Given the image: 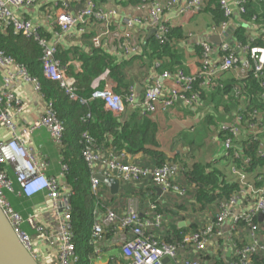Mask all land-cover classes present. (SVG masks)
Returning <instances> with one entry per match:
<instances>
[{
	"label": "built area",
	"instance_id": "obj_1",
	"mask_svg": "<svg viewBox=\"0 0 264 264\" xmlns=\"http://www.w3.org/2000/svg\"><path fill=\"white\" fill-rule=\"evenodd\" d=\"M75 1L82 5L74 13L71 12V3L68 0L55 2V5L60 8V12L56 16V24L61 32L68 31L74 25H80L81 31L85 33L89 31V26L96 22H101L108 27L109 15H115L118 12L117 7L106 11L95 0ZM208 1L170 0L168 4H164L161 0H141V4L148 7L149 22L151 21L156 29L157 40L164 42L168 40L169 27H172L168 19L163 20L160 17L165 9L171 5H177L179 2L184 3L179 15L198 14L208 9L210 6ZM234 1L239 6L238 12L232 10L228 0H217L225 19L220 24L212 26L213 33L219 31L222 33L228 30L231 20L241 19L242 14L247 11L248 4L258 0ZM35 3L36 0H0V27H12L15 33H21L38 41L43 50L42 61L46 77L57 81L72 99H80L83 103L100 99L104 102L105 107L117 116L123 115L128 106L136 109L143 116L153 115L160 107L167 110L180 101L189 105L201 106L203 100L196 83L201 80L202 88L211 86L219 75L238 68L242 62L240 52H245L252 61L251 76L258 81L261 87L260 97L264 102V45L256 42L255 38L245 44L237 40L235 45L229 41H222L219 46H214L210 41L202 39L198 43L201 47L200 71L188 75L180 69L174 74L165 71L160 76H155L149 80L141 101L137 97L135 87H131L126 95H122L108 83L103 87L99 83H95L88 100L79 98L76 78L68 73V65L56 57L57 47L55 45L51 47L48 44V40L41 35L40 26L26 15L24 9L34 7ZM15 10L22 11L21 15ZM136 19L138 17L136 18L135 15L126 18V38H130L137 29L136 23L140 18L137 21ZM253 19L257 20V17H253ZM103 34L93 37L97 46H100ZM0 68L6 74L0 85V123L6 124L14 134V137L8 140L0 139V207L9 217L22 242L37 258L39 254L35 246L38 242L44 241L50 246L52 252L56 253L50 264H74L78 260V253L71 223L70 187L68 184L62 185L56 177L47 175L46 164L39 163L34 152L25 144V139L16 134V126L10 114L11 108L17 110L22 108L21 101L12 89L13 84L23 77L34 82L36 88L41 92L40 83L29 73L26 66L8 55L2 48H0ZM170 76L176 80L177 88L170 94H164L163 83ZM236 94H240V89H236ZM48 106L47 112L42 117V123L50 128L54 141L62 149L65 126L57 117L52 104L50 103ZM37 127L41 126L35 125L30 129L33 130ZM220 131L226 133L224 147L228 154L250 162V155L246 150L252 142L249 140L253 139L259 141L257 152L260 157H264V140L261 139V134L264 131L263 109H254L250 112L249 117L243 113L237 114L234 121L221 124ZM240 140L244 142L242 143ZM94 147L95 145L88 147L85 153L86 161L92 168L93 174L101 173L107 177L127 182H139L144 177H151L155 186L162 189V194L171 191L180 195L184 194L185 189L175 182L182 168L180 162L171 161L162 165L146 167L134 162L131 159L133 154L125 149L111 150L109 154H106L96 152ZM8 166L13 168L19 184L18 194L20 196L33 197L40 192H48L49 198L60 215L55 231L40 224L35 213L24 217L15 210L7 196V192L14 190L13 182L9 178ZM68 171L69 166L64 163L63 173H68ZM236 171L244 184L247 175L239 169ZM101 186L102 182L92 176L91 191L97 199L93 210L92 243L94 242L95 245L97 259L103 260L104 264H165L163 260L166 257L170 258L169 264H210L207 261L203 262L189 256H182L181 251L187 250L193 254H210L213 246L218 243L221 246H231L236 253L235 256L227 255L225 257L224 260L228 264H255V255L264 254V225L263 221L259 220V214L263 213L264 215V188L251 194V196L254 195L252 201L248 190L241 186L239 190L220 200L219 212L213 218H209L203 227L195 232L185 234L182 242L175 244L161 241L148 233L150 229L163 228L166 220L162 213L157 212L156 202L150 203L148 210L141 215L137 200L131 198L126 213L120 214L100 199ZM64 188L69 191L64 193ZM250 201H252L251 204H249ZM237 206H240V209H236ZM26 224L35 231L37 237L32 236L24 228ZM110 227L113 228L117 236L127 235L129 232L133 234L132 238L126 239L121 244L122 252L116 257V260H113L112 257H107L104 260L103 256L106 254L101 248L106 239V229ZM241 232H245L247 238L245 242L239 244L235 239Z\"/></svg>",
	"mask_w": 264,
	"mask_h": 264
},
{
	"label": "crops",
	"instance_id": "obj_2",
	"mask_svg": "<svg viewBox=\"0 0 264 264\" xmlns=\"http://www.w3.org/2000/svg\"><path fill=\"white\" fill-rule=\"evenodd\" d=\"M57 1L63 0H36V5L34 7L29 9L25 8L24 10L26 15L40 26L41 35L48 40V44L51 47L54 45L57 47V53L62 50H67L68 53H70L68 62L63 63L68 65V70L70 66L78 73L82 71V63L77 58V55H79L80 52L90 54L94 46L97 45L94 42V38L87 34L89 31L85 33L81 31L80 25H74L66 32L60 31L59 26L56 24V16L60 12V8L55 5ZM68 1L71 3L72 13L76 12L82 5L78 4L75 0ZM161 1L164 4L170 2V0ZM103 2L99 3V5L106 11L110 10V8L117 7L118 12L115 15H109L110 22L108 27L105 25H97L99 32H96L94 36L104 33L101 37L102 42L100 47L108 51L114 57L116 63L124 64L127 84H130V88L135 87L137 97L140 101L145 95V89L149 80L155 76H160L166 69H169L167 72L171 74L176 73L180 69L188 75L199 72L201 67V47L198 43L202 39L210 41L214 46H219L222 41H229L232 45H235V41H237L235 30L243 21L245 27L243 34L247 38L246 43L251 42L253 38H255L256 42L260 45L264 43V0H260L259 4H256V9L261 14L259 19L254 20L253 17L250 19H245L243 17L241 19H233L230 22L228 30L222 33H220L221 31L215 33L211 31L212 26L220 23L214 19L210 7L202 13L179 15L178 13L184 3L181 4L178 2L177 5H171L165 9L160 17L163 20L168 19L173 27H182L185 30V36L179 38V40H176L174 43L175 48L173 51L177 54V59L175 61L179 63L175 64L174 60L170 59V57L163 58L164 67L166 68L165 71L162 69L159 70L161 61L156 59L152 51L148 49V46L155 39L157 40L155 33L156 29L151 21L149 22L148 7L142 5L141 0H117V3L105 0ZM228 2L234 12L239 11V6L234 0H228ZM16 12L21 15L22 11ZM130 15H135L136 18L138 17V19L140 18L141 20L139 19L136 23L138 25L137 29L131 34L130 38H126L125 33L127 24L125 21ZM138 19H136V21ZM92 27L93 25H90L89 28L91 29ZM259 40L262 41V43H260ZM147 44L149 45L147 46ZM240 56L242 59L241 65L230 72L223 73L224 77H221L223 81L229 82L233 79L241 81L251 76L252 61L249 55L245 52H240ZM5 75V71L0 68V85ZM218 81V79L215 80L214 84ZM95 83H99L103 86L108 83L113 85L114 88L118 87V82L110 76L109 71L103 73L93 85ZM196 86L200 92H206V96L203 97V105L194 106L180 101L167 110L160 107L156 113L148 116L158 126V146L149 145L147 149L160 152L171 160L176 159L177 162H180L183 166H190L195 162L211 163L216 160L214 168L220 170V172L225 175V178L223 176L221 177L229 181L228 183L231 185L240 183L239 189L241 186L245 187L251 196V193L257 191L256 189H254L255 191L252 190V185L257 183V172H246L247 180L242 184L240 175L236 173V169L238 170L240 168V163H238L239 160H236L238 158L233 154L227 153L221 132L218 131L221 124L234 121L237 110L242 108L245 104L236 105L237 101L231 100L229 95H226L225 103H217V100L212 96V93L216 91L212 89H214L216 85H208L202 88L200 80ZM175 88H177V83L172 76L164 80V94H170ZM12 89L22 104L20 110L15 108L10 109L12 121L16 126V134L25 139V144L34 152L38 162L46 164V173L48 176L56 177L62 185L67 184L68 173H63V164L65 163L62 153L63 150L54 141L50 128L42 123V117L48 110V104H50L49 101L45 99L43 92H40V90L36 88L34 82H30L23 77H20L19 80L13 84ZM133 112L134 109H127L125 113L121 115L122 120L128 122ZM212 119L217 124L216 127L215 123L213 124L215 127L214 129H212L213 125L210 124ZM35 125H40L41 127L31 130L30 128ZM12 137H14L12 129L6 124L0 123V139L8 140ZM103 144L102 147L104 150L110 146L108 142H104ZM112 150L118 151L120 149L114 145ZM132 156L131 159L138 164L142 163L149 166H154L155 164L152 155L148 152L142 151ZM260 172L264 173V169L258 168V173ZM8 174L13 182L14 190L12 192H7V196L15 210L24 217H27L30 213H35L40 224L47 229L55 231L57 222L60 220V215L49 198L48 192H40L33 197H26L25 195L20 196L18 194L19 184L11 166H8ZM258 181L261 183V189H263L264 176L263 178H259ZM126 183L129 182L121 181L120 189L117 194H112L109 186L103 183L101 186L105 200H108L109 197L111 200L109 199L110 203H108V205L105 203L102 196L100 199L107 206L112 207L120 214L126 213V208L131 198H135L138 202L137 197L130 192L131 186L133 185ZM260 183H257V185L260 186ZM103 186L105 187L103 188ZM152 186L156 190L155 184ZM68 191V189L64 188V193ZM156 192L159 198H163L164 194L159 195L157 190ZM233 192L235 191L233 190ZM253 196L254 195L251 196L252 201ZM173 197L174 196L169 195L165 200L168 199V203L173 202ZM223 198L224 196L220 199L211 200V202H205L204 200H197L196 202V199L194 200L193 198L194 201H186L183 207L177 209V215L173 218H169V221L167 220L166 222L169 224L174 221L181 228L182 226L179 225L180 222L190 220L191 224L183 227H189L195 222L198 223L200 227L204 225L209 218L216 215L215 210L218 209L219 201ZM252 201H250L249 204H251ZM152 202L154 201L147 195L146 206L144 207L142 204L138 205L142 214L144 211L148 210ZM236 209H240V206H237ZM24 228L35 234L34 230H31L27 224L24 225ZM131 237L129 235L117 236L114 234L113 236L111 235L109 240L105 239L104 242H106V240L112 242V244H110L113 245L110 247L112 253L116 252L115 255L118 256L120 252H122L121 244ZM246 238V233L241 232L236 236L235 240L241 244L245 242ZM49 247L50 246L44 241L36 244V251L39 254L38 259L42 264H50L52 257L56 254L52 252ZM102 250L105 252L103 248ZM181 254L186 257L192 255V253H189L187 250H182ZM193 255H195V253ZM227 255L232 257L235 256L236 253L231 246H221L218 243L213 246L212 252H210L212 258L207 260V262L216 264L215 261H217L219 257H222L224 260ZM107 257H111L110 254L108 255L106 253L103 259L105 260ZM95 264H104V261L96 259Z\"/></svg>",
	"mask_w": 264,
	"mask_h": 264
},
{
	"label": "trees",
	"instance_id": "obj_3",
	"mask_svg": "<svg viewBox=\"0 0 264 264\" xmlns=\"http://www.w3.org/2000/svg\"><path fill=\"white\" fill-rule=\"evenodd\" d=\"M95 1L99 4L105 0ZM110 1L117 3V0ZM259 1L260 0L250 2L247 6L246 13L242 14V17L245 19L257 17V19H259L261 14L256 9V4H259ZM208 3L211 5L209 7L214 19L219 23L223 21L225 16L217 0H209ZM97 25L99 26L104 24L96 22L93 27L89 29V33L87 34L94 37V34L99 32ZM244 30V22L242 21V24H239L235 30V37L236 40L245 44L247 42V38L243 34ZM184 31L185 30L182 27L170 26L167 37L168 40L160 42L155 39L152 43L150 42V45L147 44V46L149 45L148 49L152 51L154 57L161 61L159 70L162 69L165 71L166 67H164L163 58L170 57V59L174 60L175 64L179 63L175 61L177 59V54L173 51L175 48L174 43L176 40H179V38H183L185 36ZM260 43H262V41H260ZM262 44L264 45V43ZM0 48L4 49L8 55L14 57L18 62L26 66L29 73L38 80L45 99L52 104L57 117L65 126L62 153L64 162L69 166L67 184L69 185L71 191V195L69 196L71 205L70 211L72 214L71 223L73 226L74 242L78 253V260L74 264H95V260L98 256L95 253L94 242L92 243V225L94 221L93 210L97 199L91 191L93 170L90 168L85 157L88 147L95 145L94 149L96 152H104L106 154H109V151L112 150L114 145H116L120 150L125 149L133 155L142 151L148 152L152 155V158L155 161L154 166L177 160H171L160 152L150 151L147 149L149 145L155 147L158 146V126L151 118L148 117L151 115H140L136 109L132 108L134 109V112L131 118L128 122H124L121 116H117L112 111L108 110L105 107L104 102L100 99L90 100L83 103L80 99L75 100L70 98V95L57 81L46 77L42 61V46L34 38L25 36L21 33H15L12 27H0ZM56 57L66 63L70 59V53H68L67 50H62L56 54ZM77 58L82 63V71L76 73L74 69L69 66L68 73L76 78L77 93L79 98L88 100L94 89L93 83L103 73L108 71L110 76L118 82V87H116L117 89L115 88V91L122 95H126L128 93L130 84H127L126 81L127 75L125 66L124 64H119L118 62L116 63L114 57L108 51H105L100 46H94L90 54L80 52L79 55H77ZM166 71H169V69H166ZM221 77H224V74L217 77L219 81L216 84H214L215 82L212 83V85H216L215 88L212 89L214 91L216 90L212 93V96L215 100H217V103H225V98L227 97L226 95H229L231 100L235 102L237 101L236 105L245 104L242 108L237 110V114L243 113L246 117H249L250 112L254 109L264 110V102L260 97L262 89L259 86L258 81L252 76L248 77L246 80L238 81L233 79L229 82H226L225 80L223 81ZM100 86L103 87V85ZM236 89H240L239 95L236 94ZM200 94L203 100V97L206 96V92L202 91ZM129 108L131 107L128 106L127 109ZM214 123L216 127L217 124L212 119L210 124L213 125ZM215 127L213 125L212 129ZM218 131H220V126ZM220 132L224 142L227 137L225 135L226 133L222 131ZM261 136V139L264 140V131ZM250 141H252L251 145L246 150L247 154L250 155V162H246L243 158H238L236 160H239L238 163H240V171L245 174L246 172H257L256 177L257 183L259 184L260 182L258 180L264 176V173H258V168L264 169V157H260L257 152L259 148V141H254L253 139H250L249 142ZM104 142H108V144L110 143L109 148H106L105 150L102 147ZM240 142L243 143L244 141L240 140ZM237 147L238 146L236 145V148ZM215 164L216 160L211 163L195 162L190 166H183L182 164V168L179 171V177L175 182L185 189L183 195H180L175 191H171L169 193H165L163 198H159L156 190L152 186L154 183L151 177H144L139 182L129 181V183H126L133 185L131 186L130 192L137 197L138 205L142 204L145 207L148 195L154 202L157 203V212L162 213L164 216L166 215L164 227L161 229H150L148 231L150 235L155 236L161 241L175 244L181 243L185 234L195 232L199 228L203 227V225L199 227L198 223L195 222L189 227L180 228L174 221L168 224L166 221H169V218H173L177 215L176 212L178 208L183 207V204L186 203V201H194L195 199L196 202L197 200L211 202V200L220 199L223 196L228 197L233 190L236 191L239 189L240 183H234L233 185L228 183L229 181L224 179L225 175H223L220 170L214 168ZM139 165L146 167L149 166L142 163H139ZM257 183L252 185V190L261 189V183L260 186L257 185ZM104 187L105 186H103V188ZM169 195L174 196L173 202L168 203V199L165 200ZM99 196H104L102 190H100ZM109 199H106V201L104 198L105 203H110ZM215 211V214H217L219 212V207ZM262 224L264 225V221ZM30 233L32 236L37 237L36 233L34 234L31 231ZM114 234L115 233L112 227L106 229V239L109 240L111 235L113 236ZM127 235L133 237L131 232ZM110 244H112V242H108L106 240L101 247L108 255L110 254L113 260H116V252L112 253V249L110 247L113 245ZM189 256L194 260L203 262L212 258L209 253H195V255L192 253V255ZM215 263L228 264L222 257H219ZM255 264H264L263 253L255 255Z\"/></svg>",
	"mask_w": 264,
	"mask_h": 264
},
{
	"label": "water",
	"instance_id": "obj_4",
	"mask_svg": "<svg viewBox=\"0 0 264 264\" xmlns=\"http://www.w3.org/2000/svg\"><path fill=\"white\" fill-rule=\"evenodd\" d=\"M93 177L109 186L112 194H117L120 189L121 181L118 178H110L101 173L93 174ZM158 194H162V189L156 187ZM141 215H143L141 213ZM259 220H264L263 213L259 214ZM191 221L180 222V226L190 225ZM165 264L170 263V258H164ZM0 264H42L31 250L22 242L16 232L12 222L0 207Z\"/></svg>",
	"mask_w": 264,
	"mask_h": 264
},
{
	"label": "rangeland",
	"instance_id": "obj_5",
	"mask_svg": "<svg viewBox=\"0 0 264 264\" xmlns=\"http://www.w3.org/2000/svg\"><path fill=\"white\" fill-rule=\"evenodd\" d=\"M234 92V91H233ZM235 92H236V90H235ZM209 218V217H208ZM31 229V228H30ZM32 230V229H31ZM36 247V246H35Z\"/></svg>",
	"mask_w": 264,
	"mask_h": 264
}]
</instances>
